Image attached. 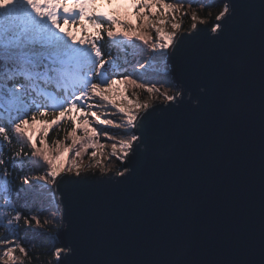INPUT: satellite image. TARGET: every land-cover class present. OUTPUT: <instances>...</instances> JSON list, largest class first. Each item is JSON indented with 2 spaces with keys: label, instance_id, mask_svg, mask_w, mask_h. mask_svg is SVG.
I'll use <instances>...</instances> for the list:
<instances>
[{
  "label": "snow or ice",
  "instance_id": "6c2138e0",
  "mask_svg": "<svg viewBox=\"0 0 264 264\" xmlns=\"http://www.w3.org/2000/svg\"><path fill=\"white\" fill-rule=\"evenodd\" d=\"M107 2L111 5L113 0ZM194 2L196 9L205 10L204 17L193 8ZM97 4L98 0H0L2 264L31 260L20 236L21 221L28 230L61 222L42 223L39 212L25 215L18 210L14 200L22 193L71 204L92 183L131 186L145 180L139 161L154 152L165 156L170 150L163 141L153 142V129L166 124L191 99L188 82L209 70L210 63L225 76L233 74L231 60L222 54L206 57L201 46L231 49L238 57L248 22L246 10L252 7L247 0H131L134 12L109 13ZM184 18L192 21L187 35H181ZM105 38L125 53L123 59L103 51ZM128 49L146 57L136 62L138 70L134 65L132 72L127 67ZM160 74L168 79L153 82L152 77ZM141 94L146 96L143 101ZM195 99L196 112L204 105L240 112L247 105L243 92L236 89L219 95L202 90ZM260 113L259 264H264V0L260 3ZM109 128L121 131L111 133ZM54 130L56 138L49 140ZM104 138L113 143H101ZM5 149L11 153L7 158ZM9 164L13 171L37 166L44 173L19 177L27 187L14 191ZM175 247L183 252L164 262L92 259L86 247L76 244L58 246L50 254L56 264H189L187 241L177 237Z\"/></svg>",
  "mask_w": 264,
  "mask_h": 264
},
{
  "label": "water",
  "instance_id": "95a60500",
  "mask_svg": "<svg viewBox=\"0 0 264 264\" xmlns=\"http://www.w3.org/2000/svg\"><path fill=\"white\" fill-rule=\"evenodd\" d=\"M247 2L252 7L238 57L231 49L201 46L206 57L231 60L233 74L225 76L210 63L188 82L191 99L153 129V142L170 150L139 161L142 183H92L71 204L55 202L57 247L84 246L92 259L164 262L183 252L175 247L182 237L189 264H259L261 0ZM227 89L243 92V111L220 105L194 111L202 90L219 95Z\"/></svg>",
  "mask_w": 264,
  "mask_h": 264
},
{
  "label": "trees",
  "instance_id": "16d2710c",
  "mask_svg": "<svg viewBox=\"0 0 264 264\" xmlns=\"http://www.w3.org/2000/svg\"><path fill=\"white\" fill-rule=\"evenodd\" d=\"M103 0H98V2ZM200 12V11H199ZM201 17H204L206 15L205 10L203 9L202 12H200ZM186 30L190 31L191 26L186 25ZM101 44L103 45V51L105 53H111L113 56H119L121 59L124 58L125 53L122 52L120 49H117L115 46H112L110 42L105 38V40L101 41ZM127 59L129 60V64L127 65L129 72H132L133 66L135 65L138 70L137 61L141 60V57L137 54H133L131 49H128L127 52ZM153 82L159 80L163 82L166 78H163V74L156 75L152 77ZM56 138L55 131L54 136H50L49 140ZM60 138H63V133L61 132ZM16 147H19L18 145ZM25 151H28L27 148H25ZM11 153L8 151V149H5V158H7L8 155ZM9 171L12 172V175L8 177L9 180L13 181L12 188L13 190L23 189L26 188V185H23L19 179V177L28 174L29 176H38L42 175L44 173V168L37 167V166H30L26 167L23 172H21L19 169H16L13 171L9 164ZM45 197H32L28 196L26 193H22L19 199H15L14 203L16 204V207L18 210L23 212L25 215H28L29 212H39L40 218L43 223L45 219L53 220L59 218H54L52 215L49 217V213L51 211L50 208L47 205ZM26 200L28 203L26 204ZM2 200H0V205H2ZM48 215V216H46ZM60 227V223H51V224H43V227L41 228H34V230H28L25 229L23 226V222L21 221V227H20V236L23 239V242L25 243V246L28 247L29 255L31 257V260L23 259L22 264H56L54 255H51L50 253H54L55 249L57 248L55 243V237L54 234L57 232V229Z\"/></svg>",
  "mask_w": 264,
  "mask_h": 264
},
{
  "label": "rangeland",
  "instance_id": "374dc122",
  "mask_svg": "<svg viewBox=\"0 0 264 264\" xmlns=\"http://www.w3.org/2000/svg\"><path fill=\"white\" fill-rule=\"evenodd\" d=\"M97 7L101 11L109 12V13L116 12V11H121L122 12L123 9H127L129 13L134 12V9L131 7V0H113V3L111 5L108 4L107 0H103V1L98 2ZM193 8L195 10L200 11V12H202V10H203V9H196L195 2L193 3ZM132 19H133V22L136 23V20H135L134 16L132 17ZM191 23H192V21L190 19L184 18V20H183L184 31L186 30V25L191 26ZM88 27H89V30L91 31V26L89 25ZM141 47H143V46H141ZM142 59H146V57H144V58L141 57L140 61H142ZM133 78H135V76ZM163 78L168 79V77H165L164 75H163ZM157 86H159V84ZM145 98H146V96L144 94H141V96H140L141 101H143ZM112 111H114V110H112ZM108 118L116 120L117 123L121 122L117 117H111L110 116ZM54 131L49 134V138H50V136H54ZM108 131L111 132V133H116V132L121 131V130L114 129V128H109ZM101 143H105V144H109L110 145L111 143H113V141H109L106 138H104V139L101 140ZM85 162L88 163L90 161L86 160ZM44 199H46L47 205L50 208L51 212L48 214L49 217H50L52 215V212L56 213V209L54 208L55 207L54 206L55 201L49 202V198L48 197H45ZM48 215H46V216H48ZM53 217L54 218H56V217L59 218L57 213Z\"/></svg>",
  "mask_w": 264,
  "mask_h": 264
},
{
  "label": "bare ground",
  "instance_id": "6f19581e",
  "mask_svg": "<svg viewBox=\"0 0 264 264\" xmlns=\"http://www.w3.org/2000/svg\"><path fill=\"white\" fill-rule=\"evenodd\" d=\"M185 31H187V30H185ZM109 151H110V149H108Z\"/></svg>",
  "mask_w": 264,
  "mask_h": 264
}]
</instances>
